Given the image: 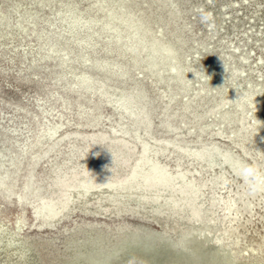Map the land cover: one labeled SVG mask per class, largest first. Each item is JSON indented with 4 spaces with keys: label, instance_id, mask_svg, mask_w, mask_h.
<instances>
[{
    "label": "rangeland",
    "instance_id": "obj_1",
    "mask_svg": "<svg viewBox=\"0 0 264 264\" xmlns=\"http://www.w3.org/2000/svg\"><path fill=\"white\" fill-rule=\"evenodd\" d=\"M240 163L264 173V0H0V219L38 264L263 263Z\"/></svg>",
    "mask_w": 264,
    "mask_h": 264
},
{
    "label": "bare ground",
    "instance_id": "obj_2",
    "mask_svg": "<svg viewBox=\"0 0 264 264\" xmlns=\"http://www.w3.org/2000/svg\"><path fill=\"white\" fill-rule=\"evenodd\" d=\"M51 135L52 134H50V129L48 127H46L42 131V133L37 136L36 140L22 142L19 146L20 147L19 153L15 154V156L12 158L13 166L15 168H17V164L20 162L24 163V165H26V164L29 165V163L31 162V157L33 155H35L38 148L45 142L43 139L47 136H49L48 138H50ZM35 148H36V150H35ZM151 168L152 167H149L146 165L140 167L139 172L137 173V176H136V183H133V188H132L133 190L136 191V193H138L140 191V189H139L140 186L145 185L149 182L148 180L150 179V173H151L150 169ZM160 168L161 169L157 170V172L152 174L153 175L152 179L155 180L157 183L163 181L164 177H165L163 168L161 166H160ZM5 176L6 175H3L4 178H5ZM0 184L8 185V186H14V184L8 183L5 179H2ZM157 185H159V183ZM124 189H127V188H124ZM18 192H19V190H18ZM99 192L102 193V191H98V193ZM19 194H20V192H19ZM147 197L148 196H146V199H144L143 197L140 196V198H142L141 199L142 201L143 200L148 201L149 199ZM89 198H91V197H89ZM89 198L83 199V200L79 201L78 203L81 204L84 208H86L87 206H89ZM151 211L152 212L148 216H153L155 218L156 222L160 223V225L167 226L169 228H173L176 226V224L174 222V219H176V213H174V211H172L167 216L164 214L163 215L159 214L157 212L158 210H155V209H151ZM106 216H108V215H106ZM167 220H168V223H167ZM17 222H18L19 230H16L15 226L14 227L10 226L11 224L9 225L5 219H0V264H38L39 262L37 261L36 250L34 251L32 249L34 247L30 246L26 242H23L25 236H23L21 230H23V228H24L23 224L27 222L26 218L19 214ZM212 226H213L212 222L207 219V222L204 224V227L206 229H209ZM184 231H185V233L183 235L186 237V234H189V231H186V230H184ZM174 245L177 246V248H178V246L181 248L182 247L184 248V246L186 245L184 237L180 240V242H176ZM184 249L186 250V248H184ZM191 252H192V250H191ZM238 264H264V262L263 263H249L246 261H241Z\"/></svg>",
    "mask_w": 264,
    "mask_h": 264
},
{
    "label": "clouds",
    "instance_id": "obj_3",
    "mask_svg": "<svg viewBox=\"0 0 264 264\" xmlns=\"http://www.w3.org/2000/svg\"><path fill=\"white\" fill-rule=\"evenodd\" d=\"M236 172L244 182L249 195H255L261 189H264V173H261L258 168L240 163Z\"/></svg>",
    "mask_w": 264,
    "mask_h": 264
}]
</instances>
